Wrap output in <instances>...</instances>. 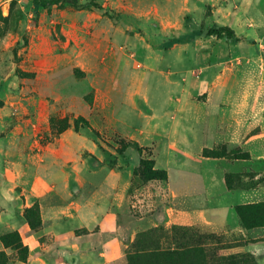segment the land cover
<instances>
[{
    "label": "rangeland",
    "instance_id": "rangeland-1",
    "mask_svg": "<svg viewBox=\"0 0 264 264\" xmlns=\"http://www.w3.org/2000/svg\"><path fill=\"white\" fill-rule=\"evenodd\" d=\"M37 1L0 0V264H264V0Z\"/></svg>",
    "mask_w": 264,
    "mask_h": 264
},
{
    "label": "trees",
    "instance_id": "trees-1",
    "mask_svg": "<svg viewBox=\"0 0 264 264\" xmlns=\"http://www.w3.org/2000/svg\"><path fill=\"white\" fill-rule=\"evenodd\" d=\"M38 2L37 0H35ZM41 6L47 7L51 4L50 1H42L38 2ZM207 34L209 36H215L217 38H226L229 41H234V42H240L243 40V38L238 37L234 30H232L230 27L223 26V27H218V28H210L207 31ZM160 172L157 170H154L150 172L148 179H160L159 176ZM11 237V236H10ZM13 237H17L18 241L20 242V236L15 233ZM2 242L7 246L9 245V236H3L1 238ZM9 240V241H8ZM11 242V241H10ZM13 244V243H12ZM23 247L22 244L18 245V249H21ZM26 249V248H25ZM24 248L22 249L23 251L25 250ZM28 251V248L26 249ZM205 254V249L201 246H195V247H189L187 249L182 250L181 252H178V254H172L171 256L165 258L166 264H209V261L206 257H203ZM139 259L136 258L134 260H129L128 264H141L139 263Z\"/></svg>",
    "mask_w": 264,
    "mask_h": 264
},
{
    "label": "crops",
    "instance_id": "crops-1",
    "mask_svg": "<svg viewBox=\"0 0 264 264\" xmlns=\"http://www.w3.org/2000/svg\"><path fill=\"white\" fill-rule=\"evenodd\" d=\"M8 214V217L6 218H2L0 217V230L3 229L4 227H8L9 225H11V223L14 222V216ZM15 220H16V216H15ZM28 227L25 225H21L18 228V231L20 232L25 244H27L29 246V248L31 250H35L39 247V242L36 240L34 235H31L30 233H28ZM61 241H66L65 243H61L59 245V247L55 248V256H50V259L55 258L56 261L57 259H59L60 264H79L80 261L84 258L85 256V252H83L81 249H78L77 247H75V244L67 241L68 239L63 237V236H59L58 240ZM36 260H41V258L39 257H35V258H29L27 262H20V261H15L13 264H38Z\"/></svg>",
    "mask_w": 264,
    "mask_h": 264
}]
</instances>
